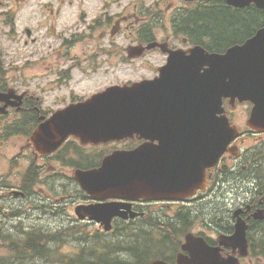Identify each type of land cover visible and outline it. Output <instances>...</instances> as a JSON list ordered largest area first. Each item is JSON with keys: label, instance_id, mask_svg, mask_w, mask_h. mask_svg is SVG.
I'll use <instances>...</instances> for the list:
<instances>
[{"label": "flooded vegetation", "instance_id": "flooded-vegetation-1", "mask_svg": "<svg viewBox=\"0 0 264 264\" xmlns=\"http://www.w3.org/2000/svg\"><path fill=\"white\" fill-rule=\"evenodd\" d=\"M158 3L159 0H0V92L10 90L11 103L20 105L18 110L13 109L12 117L2 120L4 125L16 123L5 129L31 130L38 116H46L56 104L76 97L75 84L97 73L107 74L112 66L125 63L122 39L129 20H134L132 30L138 34L144 10L154 14ZM253 22L252 17L247 21L249 30ZM253 135L244 131L240 143ZM257 162L252 155L233 156L226 151L209 171L207 188L192 198L180 203L127 204L139 212V222L155 218L157 230H163L164 221L171 218L173 224H184L186 233L195 236L194 242L201 243L195 238L204 241L206 247L199 251L193 244L183 250L182 237L164 235V240L179 242L167 264H264V253L256 251L250 242L252 232L264 229V189L257 188ZM237 221L246 226L247 245L243 238L233 239Z\"/></svg>", "mask_w": 264, "mask_h": 264}, {"label": "water", "instance_id": "water-1", "mask_svg": "<svg viewBox=\"0 0 264 264\" xmlns=\"http://www.w3.org/2000/svg\"><path fill=\"white\" fill-rule=\"evenodd\" d=\"M227 1L238 6L254 2L264 8V0ZM166 72L176 87L170 105L162 110L151 109L149 116L139 124H130L127 115L117 111L113 103L119 104L112 102L108 93L86 103L84 106L90 107L88 111L78 109L73 112L80 121L78 135L83 142L123 138L141 130L159 141L158 145L139 147L152 150V157H146L143 176L147 182L156 181L154 186L148 187L138 179L141 153L135 151L106 156L100 170L79 171L76 178L86 190H105L109 196L123 198L177 199L192 194L201 186L198 182L203 180L206 168L215 164L224 144L233 136L225 120H215L222 96L242 98L251 95V101L255 103L253 120L264 129V29L224 55L204 52L196 66L193 58H178ZM135 89L132 87L127 91ZM153 93L149 84L147 95L140 104L152 100L153 96L156 98ZM158 98L162 99L160 95ZM95 110H102L105 115H95ZM75 126L62 120L46 126L45 131L64 133ZM125 172L130 176L125 177ZM190 175L195 179L192 180Z\"/></svg>", "mask_w": 264, "mask_h": 264}, {"label": "rangeland", "instance_id": "rangeland-1", "mask_svg": "<svg viewBox=\"0 0 264 264\" xmlns=\"http://www.w3.org/2000/svg\"><path fill=\"white\" fill-rule=\"evenodd\" d=\"M183 2L184 0L181 3L183 4ZM194 13L197 15L198 18L200 17L199 14L197 13V9L195 10ZM197 17L193 16V18H197ZM178 20L180 21V23L186 26H191L195 24L194 23L195 19H190L189 17L182 19L178 18ZM129 30L127 31V34ZM134 35L135 38L132 39L130 34H128V38L125 43L127 50L131 46H138L139 36L136 35L135 33ZM124 51H123V55H125ZM126 53L128 58V52ZM140 58H141L140 61L127 64L126 76L122 81V83H119V85L141 81L143 79H149L151 77L147 75L150 73L149 71L152 68L155 69V64H152L155 59L154 54L143 55ZM128 60L130 59L128 58ZM107 78L109 80H112L114 77L112 75H109ZM125 80H134V81H125ZM100 86L101 84L95 83L93 87L90 86V89L87 90L86 93L88 94ZM84 98L87 97H82L80 99H84ZM68 107H69V103L67 101H65L62 104L56 105V108H59L60 111H65ZM243 111L244 109L242 108V106H239L236 109L237 116L235 121L238 124L241 121V113ZM5 135H6L5 132H0V152H5L6 154L9 155V158L6 159L0 156V183L6 185L8 189L12 185L24 186L29 190L37 189V193L40 194V192H42L41 191L42 188L45 187L41 182H39V184L36 182V178L39 176L40 173L38 167L32 168V173H34L33 179L30 182H26L25 179L27 172L25 167L28 163V158H22L19 160L10 159V157L18 151V147L22 143L24 137L26 138L27 141L28 139L27 136L20 134L21 138L9 137L8 139H6L4 137ZM108 146L109 145L105 147L103 146L96 147L95 149L92 150V155H97L101 149L106 150ZM115 146L120 147L119 145H115ZM83 151L84 153L86 152L84 148ZM30 157H31L30 160L32 161L33 157L32 156ZM78 158L79 157L77 156V159ZM93 158H95V156ZM49 177L50 174H48L45 179H48ZM57 178L61 180L60 182H64V183H68L70 181V179L66 178L65 176L57 175ZM1 189L2 188L0 186V237L3 239L2 245L0 246V256L6 259L5 263H8L11 260L10 257L11 254L9 251L10 247L8 245L9 239L12 238V235L18 237V235H20L21 233L16 229L14 231V227H16L20 222L19 215H22L24 219L21 229L23 228V226H29L30 229H38L39 227H42L44 229L43 230L44 233L47 231H50L52 233L54 231H57V235L60 238L63 237L64 234H66L67 239L63 240L62 245L60 247V253L62 254L59 255L64 256L69 260L77 257V255L80 253L81 248H87L91 252L96 250L95 246L86 245L87 240H79V239L73 240L72 238H70V235L78 236L82 234L81 232L92 234L98 231V229L94 226L95 225L94 223L77 221L76 217L74 216V211L72 207L69 206L61 207L60 209L55 207L56 216L51 212H49L48 214H44L45 212L41 209L34 210V207L32 208L31 206V202L27 203V200H23L18 196H14L10 193L7 194L6 190H1ZM43 198H48V197L43 195ZM73 221H75L76 223H74ZM108 235L109 234L107 233L103 234L101 235L100 239L104 240L108 237ZM10 246L15 254H18V251L24 247V245H22L21 243H12ZM98 252H99L98 256L102 254L100 251ZM43 257L47 259L46 255H43Z\"/></svg>", "mask_w": 264, "mask_h": 264}, {"label": "trees", "instance_id": "trees-1", "mask_svg": "<svg viewBox=\"0 0 264 264\" xmlns=\"http://www.w3.org/2000/svg\"><path fill=\"white\" fill-rule=\"evenodd\" d=\"M249 9L247 8L246 11ZM256 12V15L254 16L256 21V26L264 22V14L262 16H258V10L253 9ZM264 13V12H262ZM250 15H254L253 13H244L242 15V12L239 13L238 19H235V13H232L231 10L221 5L220 7L217 5H214L210 7L209 12L207 13L206 23L204 25V21L200 18H191L195 19L198 23L197 27L202 31L206 36H209L210 41V47L213 49H221L225 45H228L233 42L241 41L243 36L247 35L249 32L246 29L247 28V21L250 18ZM201 22V25H199ZM260 26V25H259ZM258 26V27H259ZM154 225V223L152 224ZM156 229V226H147V228L143 227L142 231H139L142 237L149 236L150 233H152L153 230ZM59 239L56 240H50L45 239L46 243L51 242L55 243ZM122 244L124 246H128L130 251H126V256H115V251H111V256L108 258H95V264H134L133 261L136 259L140 261V258H137V256L140 255L141 251L149 249L147 244H141L139 240H131L129 239L124 243L123 241H119L118 245ZM146 243V242H144ZM43 244V243H42ZM45 244V243H44ZM112 244V243H111ZM116 244V242H115ZM38 253H44V246H40L37 249ZM56 250L55 248H50L49 246L47 248V251L45 254L49 255V252L54 253ZM150 252V251H148ZM56 256V255H54ZM142 256V260L138 264H143L146 260L148 255H140ZM70 264H89V260H86V258L79 256L76 258L75 261H72Z\"/></svg>", "mask_w": 264, "mask_h": 264}, {"label": "bare ground", "instance_id": "bare-ground-1", "mask_svg": "<svg viewBox=\"0 0 264 264\" xmlns=\"http://www.w3.org/2000/svg\"><path fill=\"white\" fill-rule=\"evenodd\" d=\"M124 176L127 177V176H130V174L127 173V172H125V173H124Z\"/></svg>", "mask_w": 264, "mask_h": 264}]
</instances>
